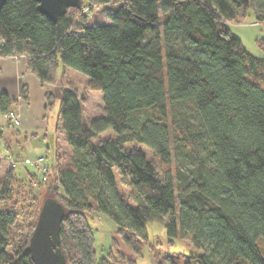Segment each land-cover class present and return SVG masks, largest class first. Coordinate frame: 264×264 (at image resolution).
I'll use <instances>...</instances> for the list:
<instances>
[{"label": "trees", "instance_id": "obj_1", "mask_svg": "<svg viewBox=\"0 0 264 264\" xmlns=\"http://www.w3.org/2000/svg\"><path fill=\"white\" fill-rule=\"evenodd\" d=\"M95 9L111 23L86 26ZM250 9L264 23V0H83L57 23L34 0L6 3L0 58H25L42 83H53L61 64L83 74L103 94V117L84 123L78 94L63 89L59 124L71 161L43 182L27 171L24 185L12 167L0 188V264H34L30 241L49 199L65 209V264H138L120 251L97 256L95 210L138 257L148 223L160 222L170 243L181 238L199 252L190 264H264V59L230 28ZM20 92L27 100L25 86ZM11 105L2 93L1 111ZM107 131L115 138L96 143ZM116 172L133 203L118 192ZM23 208L38 210L19 247L10 229Z\"/></svg>", "mask_w": 264, "mask_h": 264}, {"label": "rangeland", "instance_id": "obj_2", "mask_svg": "<svg viewBox=\"0 0 264 264\" xmlns=\"http://www.w3.org/2000/svg\"><path fill=\"white\" fill-rule=\"evenodd\" d=\"M109 23L111 21L108 19L107 12L95 9L90 13L86 26ZM230 28L250 55L264 59V23L257 21L254 9L248 11L241 24H232ZM22 85L25 86L27 100L21 98ZM66 87L72 88L78 94L82 103L84 123L91 125L93 121L103 117V94L91 90L89 80L83 74L61 64L55 81L42 83L36 75L30 73L26 60L17 66L11 58H0V96L2 93L9 96L12 100L9 110L20 115L21 122L18 131H4L5 134L3 133L2 138L0 137V188L14 172L8 164L9 156L17 163L15 170L23 185L26 184L27 171L37 174L39 181L43 182L42 175L35 168L24 164L27 159L45 155L46 164L50 167L49 171H57L58 168L65 167L70 163L72 149L66 141L62 125L59 124V109L63 89ZM48 93H51L54 99V104L51 106L46 97ZM3 121L5 122V114L0 108V124ZM108 138H115V135L111 131H107L99 135L95 142L99 143ZM4 139L8 140L10 149L7 144L5 145ZM47 145L50 147L49 152ZM143 150L149 158H152L151 150L144 147ZM56 154L59 157L58 165L56 164ZM183 159L181 162H186L185 165L190 164L187 162L189 160H185V155H183ZM174 160L177 164L175 156ZM21 162L23 163L21 164ZM115 175L118 192L123 198L129 200L132 189L122 183V176L118 172ZM45 194L46 197H54L51 190H47ZM129 202L133 203L130 200ZM36 210L38 209L26 210L23 208L21 210L19 221L10 229L12 243L15 241L19 247L23 245ZM88 217L89 224L95 233L94 246L99 258L107 257L111 252L116 256L117 251H120L125 257L137 260L138 264H157L159 261L163 264H170L173 260L178 264H190L192 261L190 257L199 254L190 241L178 238L170 243L165 226L160 222H151L147 225L148 240L143 244L142 257H138L117 232V225L112 219L96 210ZM15 253L13 252L11 255ZM168 256L174 257L167 261L165 259Z\"/></svg>", "mask_w": 264, "mask_h": 264}, {"label": "water", "instance_id": "obj_3", "mask_svg": "<svg viewBox=\"0 0 264 264\" xmlns=\"http://www.w3.org/2000/svg\"><path fill=\"white\" fill-rule=\"evenodd\" d=\"M10 0H0V13ZM38 10L53 23L66 15L69 9H80L83 0H34ZM65 217L63 206L53 199L45 201L30 241L29 253L34 264H65L59 250L60 230Z\"/></svg>", "mask_w": 264, "mask_h": 264}, {"label": "built area", "instance_id": "obj_4", "mask_svg": "<svg viewBox=\"0 0 264 264\" xmlns=\"http://www.w3.org/2000/svg\"><path fill=\"white\" fill-rule=\"evenodd\" d=\"M18 60L22 59L19 57H14ZM5 124H0V131H3L5 128H11V129H18L21 125L20 122V115H18L16 112L9 110L5 114ZM8 164L10 167H16L17 163L11 159V156L8 157ZM25 165H29L33 168H35L41 175L42 177L45 178V176L48 174L50 167L48 164H46V157L41 156L35 159H27L24 161ZM32 184L34 186H37V181H33Z\"/></svg>", "mask_w": 264, "mask_h": 264}, {"label": "crops", "instance_id": "obj_5", "mask_svg": "<svg viewBox=\"0 0 264 264\" xmlns=\"http://www.w3.org/2000/svg\"><path fill=\"white\" fill-rule=\"evenodd\" d=\"M9 58H11V59H13L14 61H15V63L17 64V66H19L20 64H22V62L23 61H25L26 59L25 58H22V59H20V60H18V59H16V58H12V57H9ZM30 73L31 74H33L31 71H30ZM6 114V113H5ZM5 121H6V119H5ZM2 124H5V122L3 121L2 122ZM1 124V125H2ZM4 131H8V132H10V131H18V129H15V130H13V129H11V128H5L4 130H3V133H4ZM5 134V133H4ZM4 138V137H3ZM5 140V145L7 144V147L9 148V143H7V141L8 140H6V139H4ZM56 147H57V141H56ZM47 149H48V152H49V150H50V147L47 145ZM10 151V150H9ZM57 155V154H56ZM45 156V155H44ZM46 157V156H45ZM23 162H21V164H22ZM94 235H95V233H94Z\"/></svg>", "mask_w": 264, "mask_h": 264}]
</instances>
